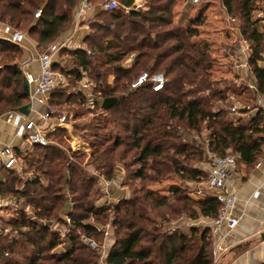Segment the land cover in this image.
Returning <instances> with one entry per match:
<instances>
[{"label":"trees","instance_id":"1","mask_svg":"<svg viewBox=\"0 0 264 264\" xmlns=\"http://www.w3.org/2000/svg\"><path fill=\"white\" fill-rule=\"evenodd\" d=\"M120 1L132 8L136 0ZM176 1L146 0L144 10L127 15L96 12L84 48L62 51L72 62L54 65L68 85L50 97L53 117L74 112L86 102L85 79L101 103L107 98L117 103L105 117L73 126L74 137L89 145L88 153L70 146L64 152L57 144L34 146L29 154L15 152L22 175L0 168L2 198L21 206L9 219L0 218V264H98L81 236L98 240L99 226L110 220L115 236L105 264H214L211 229L191 228L189 234L181 229L184 218H217L220 204L214 195L196 201L182 185H172L165 195L150 189V184L172 177L205 180L206 173L195 168L204 155L196 137L203 139L204 132L209 154L221 157L230 151L240 155L243 164L254 166L264 154V115L258 112L248 121L230 116V98L240 99L244 87L219 86L212 79L216 58L208 44L194 40L203 19L186 29L183 24L192 9L188 4L175 23ZM76 2L0 0V24L37 35L39 43H51L69 24ZM222 5L227 16L241 24V36L251 50L249 65L264 99V69L258 66L264 54V29L254 20L256 0H222ZM39 10L42 17L35 20ZM22 55L21 47L0 39V117L29 103L17 63ZM131 55L135 56L131 66H124ZM142 73H163L169 82L158 93L149 84L132 90ZM70 82L77 86L71 89ZM218 102L228 109L217 110ZM67 135L60 128L49 137L61 143ZM121 167L128 184L140 187L116 205L95 207L101 178L113 180ZM68 212L72 225L67 228L61 216ZM55 225L67 230L65 240ZM62 243L64 252L53 254Z\"/></svg>","mask_w":264,"mask_h":264},{"label":"built area","instance_id":"2","mask_svg":"<svg viewBox=\"0 0 264 264\" xmlns=\"http://www.w3.org/2000/svg\"><path fill=\"white\" fill-rule=\"evenodd\" d=\"M191 2L192 5H199L201 0H191ZM137 8H139V6L136 3L132 8H127L115 0L104 2L98 4L97 6H94L92 4V0H80L77 6V10L74 14L75 28L72 35L63 41L50 43L42 53H38L36 57L31 55L30 59L26 63L22 64V66H20V69L30 86L29 102L32 104L38 103L45 108L42 112L37 111V118L23 117L22 123L20 124L21 136L31 148H33L34 146L46 147L51 145L52 142L49 136L54 134L58 129L64 128L67 130V137H70L67 140V143L73 151H88V144L81 142L80 140H77L76 137H74L72 133L73 126L81 123L82 118L85 117L86 113L87 115L91 116L99 115L102 113L105 115L107 114V111L103 108H97V105L101 103L100 99L92 94L90 85L88 84L89 82H84L82 84V88L85 89L83 90L86 96L85 104L80 105L74 115L72 114L68 116L67 114H62L60 117H53V115L55 114V110L49 107L50 97L59 88L67 85L66 78L54 70V65L57 61L56 59L59 57L60 53L63 50L72 51L83 49L82 46L75 44V36H77L80 30L83 28L84 23L86 22L88 17L93 15V12H118L123 15H127L131 10H137ZM41 17V10L37 11L34 14L35 20H39ZM262 18L264 22V17ZM1 39L10 44L22 47L26 42V34L21 31L14 30L10 26L6 25L3 27V37ZM246 52H249V47L247 46L242 49L241 45V47L237 49V55H230V57L234 59V68L240 71L242 69H248L247 62L242 61V54H245ZM134 57L135 56L133 55L132 58ZM33 61H36L38 63L39 70L37 74L29 71V67L31 65V62ZM168 82V78L163 73H156L153 75L142 73L131 84V89L136 90L149 84L151 85L152 90L155 93H158L165 89ZM235 82L242 83V78L238 77ZM245 82L247 84V89H249L255 96L256 108L251 109L249 107H244L238 101L233 100V104L231 105V107H229L230 115H235L239 118L249 116L258 112H262L264 115V99L258 93L256 84L249 83L247 81ZM9 114L12 116L14 112H10ZM78 114H81L80 118H77ZM71 140L77 141L82 146L75 147L73 143L70 142ZM4 157V168L7 170L17 171L18 174L22 175V163L15 156L11 148L5 150ZM207 157L209 158L207 163L208 172L206 187L213 192L214 197L220 204L219 214L213 223V232L214 234H218L222 230H226L227 233H231L238 227L240 219L235 215L237 198L233 192L228 191V182L231 171L236 169L240 161V155L227 153L224 156L220 157L213 156L208 153ZM120 181L117 178H114L113 180L105 181L103 185H105L106 188H112V190H114L113 192H115V190L122 189V181ZM2 182L3 181L0 180V189L2 186ZM67 198L69 203L70 197L68 196ZM102 200L103 196H100L98 199H96L94 203L95 207H98V205L99 207H101ZM12 204H14V201L12 202L8 198L4 199L0 194V212L9 209ZM69 212L63 214V220L67 224V228L71 227L72 225ZM29 214L32 215L30 211ZM56 228L57 227H54L55 231H57L60 234L61 238L65 240L67 230ZM98 230L100 231V229ZM6 232H9V230H7ZM105 234L108 236L109 232L106 230ZM81 241L86 245H95L91 239H88L83 235L81 236ZM65 244L66 243H62L58 246V248H63L64 250ZM221 250V243H218L213 250L214 258L219 255Z\"/></svg>","mask_w":264,"mask_h":264},{"label":"crops","instance_id":"3","mask_svg":"<svg viewBox=\"0 0 264 264\" xmlns=\"http://www.w3.org/2000/svg\"><path fill=\"white\" fill-rule=\"evenodd\" d=\"M223 12L227 16L224 9ZM198 15L205 16L206 11H203L198 14V12H195V9L192 8L190 11L189 18L187 20L189 21V25L198 20ZM262 17H264V15ZM183 26L186 27V23H184ZM87 31H89V28L87 25H84L78 35L75 36V44L76 41H78L77 44L84 48L83 39L87 36ZM70 36H68L67 38H69ZM2 37L3 26L0 24V39ZM24 45L21 47L23 51V57L20 61L21 65L26 63L30 59L31 55L36 57L38 54L36 47L32 45L31 42H28L27 35L26 42ZM241 45L242 49L248 46L249 52L242 54V61L247 62L248 69H242L240 71L234 68V59L231 58L230 55H237V49L241 47ZM220 57L224 60L233 61L232 70L234 74L242 78V86L244 87L242 101L237 97L235 98L233 96L230 98L231 105L233 104V100H235L238 101L244 107L255 109V96L249 89H247V84L245 82L247 81L249 83L256 84L255 77L249 65L251 57L249 43L243 38H240L236 46V51H234V53H230L227 55L223 54V56ZM262 57L263 60L258 62V66L264 69V54L262 55ZM65 63L66 61L62 62L61 64L64 66ZM38 70V63L36 61L31 62L29 71L33 72L34 74H37ZM231 84L233 85V83ZM245 95L249 96L250 99H247L246 97L243 98V96ZM217 104V106H219L216 108L217 110H221L224 107L228 108L227 105L223 102H218ZM44 109L45 108L39 105L38 103H33L31 111L27 116L14 112L12 116L8 113L7 115L0 117V168H4V152L8 148H11L14 154L17 150H19L23 154H29L32 151V148L21 136L20 124L22 123L23 117L37 118V111L42 112ZM256 114L257 113H254L249 116H244L242 117V119L248 121ZM69 138L70 137H66L65 140L67 141ZM227 153L232 152L229 151ZM206 157L207 153H204L203 160L200 163L196 164L195 168L202 170L207 175L208 168L207 162H205V160L207 159ZM238 165L239 168L236 167V169L231 171L228 182V191L233 192L237 198L235 215L240 219L238 227L231 233H227L226 230H222L220 233L214 234V220L200 217L197 220L184 218L181 221V229L186 234H189V230L191 228L211 229L214 240V248L218 243H221L222 247V250L220 251L219 255L214 260V264H264V242L261 240V236L264 234V154L254 166H247L241 161H239ZM0 180L3 181L1 175ZM166 181L169 183V188L172 185H182L186 187L188 189L189 197L196 201L204 200L207 196L202 192L204 188H207L205 180L199 182L193 180L186 181L172 177L167 179ZM168 192L165 195H167ZM7 215V217L9 218L11 217V214L9 215L8 212ZM0 218L4 220L9 219L4 218L2 212H0Z\"/></svg>","mask_w":264,"mask_h":264},{"label":"rangeland","instance_id":"4","mask_svg":"<svg viewBox=\"0 0 264 264\" xmlns=\"http://www.w3.org/2000/svg\"><path fill=\"white\" fill-rule=\"evenodd\" d=\"M79 1L80 0H77L76 7L74 8V10L71 13V19H70L69 24L65 27V29L62 31V33L59 35V37L54 42L62 41L73 33V30L75 28V26H74V14L77 10V6L79 4ZM100 1H105V0H100ZM115 1H117L119 3L121 2L120 0H115ZM98 3L99 2H97V5H98ZM135 3L139 6V8H137V10H144L145 9L146 0H136ZM188 4L189 5L192 4L191 0H177L176 1V5L173 8V17H174L175 23L179 22V19L181 18V13H183V11H185L188 8ZM97 5H94V6H97ZM256 7H257V10L255 11V13L253 15L254 20L257 21L259 26L264 29V22H263V18H262V16L264 15V0H256ZM191 8L195 9V12H198V14H200L203 11H206L205 16L204 15H200V16L198 15L199 18L203 19V22H202V25L200 27H198L199 37L194 39V40L198 44H208L210 46L212 55L214 56V58H216L217 65L215 66V68L212 71V79L214 81L219 82L218 83V84H220L219 86H222V84L227 86L228 84L233 83V85H231V87H234L236 89L240 88L242 86V83H236V82L234 83L235 79L238 78V76H236L232 70L233 61L221 59L220 56H223V54L227 55L230 53H234V51H236V46L239 42V39L242 38L241 29H240L241 24L239 23L238 20L232 19V18L225 15V13L223 12L224 8L222 5V0H201L199 5H192ZM93 16H95L94 12H93L92 16L88 17V19H87L88 21L86 20V22L84 23V25L85 26L87 25L88 28H89V24L91 22V19H93ZM184 23H186V29L190 27L189 21L184 22ZM1 25L3 27L6 26L4 24H1ZM21 32H23L24 34L27 35L28 42H31V44L36 47V50L38 53H42L46 49V47L50 44V43H39L37 35H29L27 32H25V30H23ZM87 32L89 33V31H87ZM54 42H51V43H54ZM77 43H78V41H76V45H78ZM132 56L133 55L129 56L127 61L124 63V66H126V67L131 66L132 61L135 58V57L132 58ZM22 57H23V55H22ZM22 57L17 61L19 67L22 66L20 63ZM56 60H57L56 64H58V66L61 65V63L64 61L69 62V63L72 62L71 58L62 52L60 53L59 57ZM59 74H61V73H59ZM4 76H6V73L4 74ZM1 80H2V77L0 78V82H1ZM83 82L88 83V79L83 81ZM70 86H71L70 88L73 89L77 85H75L73 82H70ZM83 90H85V89L83 88ZM245 97H247V96L246 95L243 96V98H245ZM240 100L242 101V97H240ZM217 105H216V108L219 107ZM78 107L76 108V110L74 112L73 111L72 112H64L63 114H67L68 116L72 115V114L74 115V113L78 110ZM223 109H228V108L224 107ZM106 115L107 114L104 115L102 113L99 115L91 116V115H87V113H86L85 117L82 118L81 123L76 124V125L82 127L85 124L91 122L92 120H94L96 118L105 117ZM79 116H81V115H79ZM230 116L237 118L235 115H230ZM207 136H208V133L204 132L203 133V139H201V138L199 139L197 137H196V139L202 144V148H204L203 151H204V153H207V156H208L207 142L205 140L207 138ZM65 138H61L62 139L61 143H59L57 141L58 139H55L56 141L52 139L51 142H52V144H57L61 150L66 152L69 144L67 143ZM70 142H72L75 147L81 146V144L75 140H71ZM88 148H89L88 151H86L87 153L90 151L89 145H88ZM206 158L207 159L205 160V162L208 163L209 157H206ZM237 168H239V165H237ZM126 177H127V172L124 170V168L121 167L120 169H118L117 174L115 175V178H117L119 181L120 180L122 181V189L115 190V192H113L114 190H112V188H106L105 185H103V184L105 181H108V180L101 178V180H100L101 185H102L101 194L98 195L95 198V200L98 199L100 196H103V200L101 203L102 206L107 205L110 207V206L118 204L124 198L133 197L134 196V190L138 189L140 187V185L135 184V183L134 184H128L129 182L127 181ZM206 180H207V177L205 179V182H206ZM131 185H133V186H131ZM150 185H151L149 187L150 189H152L156 192H160L161 194H166L169 191V183L166 180L161 181V182H156V183L154 182ZM202 192L205 195H211L212 194V191H210L208 188H204ZM10 200L12 202L14 201L12 199H10ZM98 207H99V205H98ZM20 208H21V206L18 204L16 205L14 202V204H12L9 207V209L2 211V215L4 216V218H9V217H7L8 216L7 212L9 213V215L12 214L11 216H14L15 213L17 212V210H19ZM63 216L64 215H62L61 217L63 218ZM103 224L104 225L99 226V229H100L99 232L102 233V236H99L98 240L97 239L92 240L95 244L94 246L86 245L81 241L82 244H84L94 254H96L95 261L98 264H105V258L107 256L112 244H113L114 236H115L114 231H113V227L111 225V220L108 221L106 224L105 223H103ZM176 224H177V222H174L171 225L175 226ZM55 226L57 227L56 229H60L59 226H57V225H55ZM106 230L109 232L108 236L105 234ZM7 234H9V232ZM12 234L15 236L14 233H12ZM63 252H64L63 248H57L53 251V254H61Z\"/></svg>","mask_w":264,"mask_h":264},{"label":"water","instance_id":"5","mask_svg":"<svg viewBox=\"0 0 264 264\" xmlns=\"http://www.w3.org/2000/svg\"><path fill=\"white\" fill-rule=\"evenodd\" d=\"M22 90H23V95L26 98H29V95H30V86H29L28 81H27V79L25 77L23 79ZM116 103H117V100L116 99H114V98H107V99L103 100L102 108L107 111L111 107H113ZM31 108H32V104L29 103L26 106L18 109L15 112L27 116V115H29V113L31 111ZM261 240L264 242V234L261 236Z\"/></svg>","mask_w":264,"mask_h":264}]
</instances>
